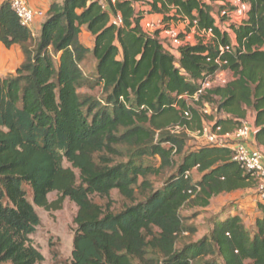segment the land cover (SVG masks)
Returning a JSON list of instances; mask_svg holds the SVG:
<instances>
[{"label":"trees","instance_id":"16d2710c","mask_svg":"<svg viewBox=\"0 0 264 264\" xmlns=\"http://www.w3.org/2000/svg\"><path fill=\"white\" fill-rule=\"evenodd\" d=\"M218 2L230 5L105 0L104 7L101 0H53L39 35L20 23L9 0L0 3V42L7 49L19 45L24 55L14 74L0 79V264H42L30 238L41 223L36 207L57 211L67 198L78 207L71 264H264L261 203L253 236L234 214L216 225L208 245L177 247L180 212L188 203L208 207L215 197L258 186L229 148L185 151L187 132L171 131L202 128L203 114L184 96H193L205 78L229 71L232 80L209 90L198 104L217 105L224 118L209 119L221 134L241 127L253 112L255 142L264 148V0H246L250 10L239 25L230 19L231 6L215 16L212 5ZM149 12L168 27L184 22L189 31H210L213 38L184 45L175 58L164 42L144 32ZM118 14L121 26L112 22ZM83 30L92 36V47L81 43ZM221 47L228 50L221 54ZM88 55L97 62L102 101L78 92L86 83L81 62ZM122 145L135 148L134 158L158 156L160 167L116 163ZM178 156L181 163L165 186L135 203L139 179L159 175ZM193 172L200 175L197 182ZM115 190L132 203L120 213L111 211L110 202L103 207L92 199H110ZM51 193L56 201H49ZM201 254L216 258L195 263Z\"/></svg>","mask_w":264,"mask_h":264},{"label":"rangeland","instance_id":"374dc122","mask_svg":"<svg viewBox=\"0 0 264 264\" xmlns=\"http://www.w3.org/2000/svg\"><path fill=\"white\" fill-rule=\"evenodd\" d=\"M54 1H59L60 3L63 2V0ZM227 1L229 2L230 0ZM144 8L148 9V6H144ZM212 9L216 16L222 9L229 12L230 5L226 2H218L212 5ZM147 14L148 15L143 19V23L147 20L154 21L155 23L159 22L156 19L157 14H152L154 15V20L151 18L149 19V17L152 16L151 12ZM46 18L47 16L41 21H45ZM217 19H219V17H217ZM171 25L177 28L184 41H188L192 45H196L199 41L205 40L195 31H189L187 29V23L180 22L172 23ZM162 26L167 25L163 23ZM32 29L34 32L36 31L34 27H32ZM80 40L81 43L87 47H90L93 42L92 36L88 33L81 35ZM96 63V60L91 55L86 56L84 61L81 62V68L85 75L86 83L78 92L81 97H91L97 101H102L105 94L102 88L95 84ZM9 75L10 74L5 75L3 78ZM232 78V74L229 71H221L212 87L225 86L226 83L232 80ZM216 106L217 105L213 102H205L200 105L192 104L191 107L196 108L203 114V126H210L213 124L209 119L210 117L220 118L222 116V114L217 113ZM183 137L186 139L185 151L206 144L204 140L198 139L193 134L186 133ZM157 141L158 138L155 139V143H157ZM118 148L121 151V155L115 159V162L118 164H126L131 161L135 165H144L155 169H158L161 165V160L158 156L134 158L133 155L135 148L126 145L119 146ZM181 160L182 156L175 157L173 160L174 165L165 168L159 175L150 174L145 179L140 178L135 203L143 202L155 191L161 190L165 186V183L176 173ZM64 164L65 167L70 166L67 162ZM191 177L194 182H197L200 175L197 172H193ZM144 181H146L145 184L141 186ZM259 187L261 186L259 185ZM27 191L28 198L32 202V192L28 187ZM255 191L256 195H253V191H249L242 192L241 194L234 193L215 197L211 200L208 207L194 206L192 203H188L180 212L183 222V231L179 236L178 249L194 246L200 248L204 244L205 246L208 245L212 241L213 230L216 228V225L234 214H238L241 219H243L245 228L249 231V234L253 236L256 231L255 221L258 214L257 205L259 203L258 199L261 188H256ZM48 198L50 202L56 201L58 198L57 193H51ZM255 198L256 201L254 200ZM92 199L95 203L103 207L108 206V202H110L111 211L114 213H120L132 205L130 201L122 197L116 190L112 191L110 199L98 196H93ZM36 211L40 217L41 223L40 226L37 227L36 232L31 235L30 238L33 245L44 257V262L42 264H71L74 250L73 242L77 229L75 218L78 213V207L67 198L60 210L46 211L42 208L36 207ZM214 258H216L214 255L203 256V254H201L197 257L195 263H201Z\"/></svg>","mask_w":264,"mask_h":264},{"label":"built area","instance_id":"2783aa9c","mask_svg":"<svg viewBox=\"0 0 264 264\" xmlns=\"http://www.w3.org/2000/svg\"><path fill=\"white\" fill-rule=\"evenodd\" d=\"M9 1L11 8L17 15L20 23L29 29H31L38 20H42L46 17V12L33 9L28 4L27 0ZM115 1L116 0H112L113 3H115ZM101 3L105 7V0H101ZM229 3L231 6V11L229 12L231 21L238 25L241 24L244 19H246L250 10L248 2H246V0H230ZM225 14L226 12H223V15ZM112 22L116 26H121V15L118 14L117 16H113ZM162 25V21L157 23L150 20H147L145 23L142 21V28L144 32L164 42L167 51L175 58H178L180 56L181 47L187 44H192H190L188 41H184L177 28L173 26L168 27ZM194 31L200 37L205 39L203 40L205 44L213 38V34L210 31ZM227 50V47L220 48L221 54ZM217 63L218 65L222 66L220 61H217ZM218 74L213 79L205 78L203 81L199 82L198 91L193 96H184V98L189 101L191 106L192 104H198L200 99L213 88L212 86L216 82ZM184 116L187 121H191V112H185ZM184 130L188 134H193L198 139L204 140L206 143L205 145L229 148L232 151L233 161L237 163L244 174L252 175L258 180L257 188H261L258 202L264 204V151L250 148L249 143L252 134V127L250 124H248V122L244 121L241 127L225 134H221V128L215 127L214 124L210 126H202L201 129L195 132H190L188 129L180 126H176L171 129L173 133H180ZM187 176H190V173H188ZM259 185L261 187H259Z\"/></svg>","mask_w":264,"mask_h":264},{"label":"crops","instance_id":"0c3cea01","mask_svg":"<svg viewBox=\"0 0 264 264\" xmlns=\"http://www.w3.org/2000/svg\"><path fill=\"white\" fill-rule=\"evenodd\" d=\"M2 1L3 0H0V3ZM27 2L30 5V7H32L33 9L47 12L52 3V0H27ZM144 9H147V8H144ZM150 18L154 20V15L150 16L149 19ZM156 19L158 21L163 20L162 16H159V15L156 16ZM43 23L44 21L39 20L33 25L36 31L34 32L32 28L31 30L33 31L35 35H39ZM83 34H87V32L83 30ZM92 46H93V42L90 47ZM23 61H24V55L19 45H15L12 48L7 49L0 42V79H2L5 75L14 73L16 69L20 67ZM221 118H224V115H222ZM245 121L248 122V124H250V126L252 127V134L250 137L249 146L252 149H258L257 144L255 142V134L257 132V129L255 128V114L250 111ZM260 150L264 151V148L262 147ZM255 190H256L255 188H252V189L243 190L237 193L241 194L242 192L253 191L254 192L253 195H256ZM254 200L256 201V198ZM257 209H258V205H257Z\"/></svg>","mask_w":264,"mask_h":264}]
</instances>
